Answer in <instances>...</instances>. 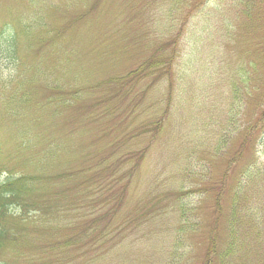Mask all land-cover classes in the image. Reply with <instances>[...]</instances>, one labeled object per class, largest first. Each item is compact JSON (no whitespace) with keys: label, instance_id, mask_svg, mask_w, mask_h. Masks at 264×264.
I'll list each match as a JSON object with an SVG mask.
<instances>
[{"label":"rangeland","instance_id":"rangeland-1","mask_svg":"<svg viewBox=\"0 0 264 264\" xmlns=\"http://www.w3.org/2000/svg\"><path fill=\"white\" fill-rule=\"evenodd\" d=\"M203 1L0 0V181L41 176L44 202L63 206L53 215L69 210L59 224H81L91 206L101 219L89 238L74 226L24 228L20 247H5L0 264H200L206 236L188 234L175 246L176 213L183 204L192 223L211 218L214 201L195 190L208 189L206 174L223 181L227 169L230 190L250 176L241 200H258L264 118L253 98L264 91V5ZM242 1L252 2V21L241 17ZM156 53L173 54L172 72L158 83L147 73L133 77ZM251 63L259 77L237 121L255 127L241 148L230 92L234 83L242 88L239 74L232 80L238 66L251 72ZM163 113L160 135L142 131ZM222 137L227 150L217 155ZM107 204H118L111 222ZM220 204L224 218L229 200ZM52 221L44 214L41 227ZM62 236H77L78 246L58 249Z\"/></svg>","mask_w":264,"mask_h":264},{"label":"trees","instance_id":"trees-1","mask_svg":"<svg viewBox=\"0 0 264 264\" xmlns=\"http://www.w3.org/2000/svg\"><path fill=\"white\" fill-rule=\"evenodd\" d=\"M205 1L206 0L201 2V4L205 3ZM250 3L252 2L242 1L244 8L240 15L246 20L252 21L254 17L251 13L249 6ZM198 5L199 3L196 4L193 9L195 10V7ZM260 5H264L263 0L259 2V6ZM262 49L264 51V47ZM172 57L173 54L165 57L159 56L158 53L154 54V56H151V58H149V60L144 64V67L141 70L136 69L133 71V77H136L138 73L140 75L147 73L149 76L155 78V83H158V81L161 79L166 78V76L169 75L168 73L172 72V66L170 63L172 61ZM243 66L244 65L238 66L239 68H237L236 74L232 79L234 80L239 74L241 76L240 82L242 83V88L240 90L234 83L230 92L234 134L244 136L240 144L241 148L246 141V137H248L250 132L254 130L255 126L242 127L239 125L237 118L241 115V110L243 108L242 101L244 98L250 97L253 94L252 90H254V87L252 86V80L255 77H259L257 76L255 64H248V68L251 72L246 71ZM124 79L125 78L123 77V80ZM123 80H120L122 85L124 83ZM186 82H188V79ZM247 84L251 85L252 87L246 86ZM248 88L252 92H249ZM256 90L258 89H255V91ZM189 91L190 90L188 89L187 94ZM257 100L260 103L256 104L254 109H256L257 113H260V118H264V91L259 98H253V102ZM185 105H187V103H185ZM165 119V113H163L162 116H160L157 120L147 122L146 124L142 125L141 129L142 131L151 129L152 136H158L164 130L163 124ZM227 121H232V118L227 119ZM228 123L230 124L231 122ZM140 134H142V132ZM219 142L220 145L217 146V150L215 149V152H220V154H216L222 155L223 152L227 150V138L222 137V140ZM144 152L145 151L137 156L138 161H142L144 159ZM241 152L242 151L235 152L230 159L229 164H234L237 159H240L242 154ZM105 162L100 163V165H105ZM117 163L118 162H116V164ZM116 164H110V168L108 169L110 173L109 176L113 174L112 171L114 169V165ZM106 169L107 168H105L104 171H106ZM228 174V170L226 169L223 174V181L221 179L222 175L216 179L214 176L206 174L210 180L209 185L206 186L208 189H195L201 191V193H203L201 194L202 196L210 197L214 201L211 208V220L209 219L204 223L199 218V221L192 223L190 221L191 210L183 204L178 207L176 214H178V218L180 219V231H178L176 234L177 239L175 240V246L178 248L184 247L185 240L183 239L186 237V235L200 232L203 237L206 236V247L203 253V259L200 264H264V221L262 220V217L258 215L260 211L259 209H264V192L262 189L258 190L257 193L259 194V192H261L262 194L260 197H257L258 200L255 202L243 201L241 200L242 194L246 187H248V185L251 183L250 176L242 174V183L241 180H238L234 186L235 188L230 190V188L233 186L229 185L228 183ZM202 176H200V178H202ZM40 177L41 176H31L29 179L16 177L14 179L0 181V255L2 254V250L5 247H20L19 237L24 232V228H36L39 229L36 231L44 232L45 230L47 234H52L53 232L60 231L63 227L73 232V230L70 228L74 226V229L79 228L81 230L80 236L84 238H89L90 235L101 232V230L96 228L98 223L101 221L100 217H98L99 213L91 212L95 210L94 206H91V210L87 212L89 213V219L82 220L81 224L78 225V223L73 219L67 220L65 225L59 224L56 217H61L63 222L65 216L69 213V210L66 209L61 216H57V214L53 215L55 206L60 208L63 206L56 205V201L51 203L44 202L40 193V182L42 180ZM68 177L69 176L66 175L63 180L67 179ZM86 182L90 183V181L87 180ZM64 190L65 192L67 191V189L63 188L62 191ZM57 192L58 191H55V193ZM181 196L182 191L180 190L178 197ZM225 198L229 200V207L226 217L222 218L220 200ZM154 200H156V198H154ZM75 203H78V201L75 200ZM91 203L96 205L99 202L94 201ZM117 205L118 204H115L114 207L108 204L105 205L106 207L108 206V209L106 211L104 210L103 213L106 215L105 217L107 218V222H111L114 219L113 215ZM76 207H78V205H76ZM46 213L50 214L53 221L51 222V226L49 228L43 229L41 225L43 215ZM33 219H37L40 225L38 226L36 224L37 222H34ZM108 225H110V223H108ZM104 235L105 234L103 233V236ZM101 238L106 239L105 236ZM59 240L60 243L56 242V245L60 250H64L66 247H77L79 241L77 236H69L66 238L62 236L59 238ZM178 248L176 249V253ZM171 264L174 263L171 262Z\"/></svg>","mask_w":264,"mask_h":264}]
</instances>
